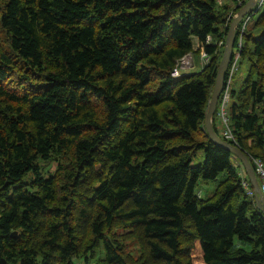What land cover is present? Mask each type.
<instances>
[{"label":"trees","instance_id":"1","mask_svg":"<svg viewBox=\"0 0 264 264\" xmlns=\"http://www.w3.org/2000/svg\"><path fill=\"white\" fill-rule=\"evenodd\" d=\"M230 1L0 0V264H264L248 178L203 124L227 16L247 0ZM207 35V64L173 78ZM240 61L227 142L253 166L264 164V10ZM223 171L210 196L195 194Z\"/></svg>","mask_w":264,"mask_h":264},{"label":"built area","instance_id":"2","mask_svg":"<svg viewBox=\"0 0 264 264\" xmlns=\"http://www.w3.org/2000/svg\"><path fill=\"white\" fill-rule=\"evenodd\" d=\"M243 2L244 0H234V5L240 6ZM254 7H256V10L262 7V10H264V0H256ZM234 15L235 13H232V14L229 13L227 16V20L230 17H233ZM251 16L252 14H250V12L247 13L246 15L242 17V19L236 26V31H238V38H237L236 46L233 47L232 56L226 68L223 85H222V88H221V91H220V94L217 100V104H216V109H217L216 117L219 121L220 135L224 138V140L231 141L233 143H236V139L229 126V119L227 117V108H228V104L230 101V91H231V83H232L233 75L238 69V64H239V49L241 47V37L244 31L253 22L251 21ZM211 42H212V39L209 35L205 37L203 42L197 39L194 41V44H193L194 51L199 50L198 64L200 66V70L203 68L204 65L207 64L208 59H209V56L204 51V45L209 44ZM221 44H222L221 41L214 43L215 46H221ZM194 57L195 55L193 53H188L184 55L183 57H181L180 59L176 60L175 66L173 67L171 71V76L173 78H178L181 75H183L180 73L179 69H189V68L194 67L195 65ZM184 74H189V73H184ZM252 164H253L252 167H253L255 176L257 178L260 191L264 197V164L258 158H252ZM241 184L244 187L248 195H253V191H252V188L250 186L248 179L247 180L243 179L241 181Z\"/></svg>","mask_w":264,"mask_h":264},{"label":"water","instance_id":"3","mask_svg":"<svg viewBox=\"0 0 264 264\" xmlns=\"http://www.w3.org/2000/svg\"><path fill=\"white\" fill-rule=\"evenodd\" d=\"M256 0H247L235 13L232 19L229 22L227 32L225 35L224 46L222 49V55L216 70L215 80L212 88V92L210 95V99L207 104V108L205 111V116L203 120L205 131L208 137L219 147L226 149L230 153H232L237 159L240 161L244 172L249 180L250 186L253 191V197L256 207L262 212L264 215V197L260 191L257 178L255 176L252 165L250 164L247 156L239 150L234 145L228 143L227 141L221 139L215 129L213 128V114L216 109L217 100L223 85V80L225 76V71L228 66V63L232 56V50L234 47V38L236 26L242 19L244 15L251 12L254 8Z\"/></svg>","mask_w":264,"mask_h":264},{"label":"rangeland","instance_id":"4","mask_svg":"<svg viewBox=\"0 0 264 264\" xmlns=\"http://www.w3.org/2000/svg\"><path fill=\"white\" fill-rule=\"evenodd\" d=\"M222 1L227 2V3H231L230 0H222ZM255 10H256V7H254V11ZM260 12H262V7H260L258 9V11L253 13V15L251 16V21H254ZM194 60H195L194 67L189 68V69H179L180 73L184 74V73L199 72V70H200V66L198 64L199 57L195 56ZM246 68H247L246 62L240 61V63L238 64V69L236 70V72L233 75V79H232V83H231V89L236 90L239 87L242 79L245 77ZM218 132L220 134L219 128H218ZM234 157L231 158V162L236 164L237 163V161H236L237 157H235L236 159ZM202 160H203V153L201 151H199L197 153V155L192 159L191 164L195 165L199 162H202ZM49 169H51V170L54 169V163L49 165ZM225 176H226V172L223 171V172L219 173V175L213 180L199 179L196 182V185L194 188L195 194L201 198H206V197L210 196L213 189L217 186V184L220 181H222L225 178ZM116 232L119 233L120 231H116ZM124 245H125V250L127 252H129L135 256L138 254V245H137L135 240L124 241ZM235 245L239 246V247L243 246V244L238 239H235ZM98 255H102V249H100Z\"/></svg>","mask_w":264,"mask_h":264},{"label":"crops","instance_id":"5","mask_svg":"<svg viewBox=\"0 0 264 264\" xmlns=\"http://www.w3.org/2000/svg\"><path fill=\"white\" fill-rule=\"evenodd\" d=\"M216 126H217V128H220L218 119H217V125Z\"/></svg>","mask_w":264,"mask_h":264}]
</instances>
